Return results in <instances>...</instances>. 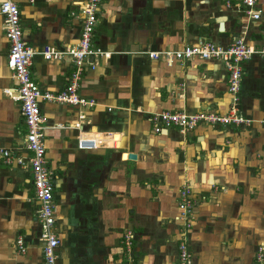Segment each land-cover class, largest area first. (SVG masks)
I'll list each match as a JSON object with an SVG mask.
<instances>
[{
    "label": "crops",
    "instance_id": "0c3cea01",
    "mask_svg": "<svg viewBox=\"0 0 264 264\" xmlns=\"http://www.w3.org/2000/svg\"><path fill=\"white\" fill-rule=\"evenodd\" d=\"M14 1L31 47L62 50L78 42V12L86 0ZM241 1H102L92 44L110 57L88 58L95 66L87 64L77 82V93L95 104L39 102L53 172L56 264H178L183 225L176 217L184 187L196 202L187 234L193 264L256 263L264 248V59L242 63L239 109L254 121L250 125L200 122L184 132H155L150 113L226 115L232 95L220 60L167 64L144 54L200 40L225 47L242 35L264 47V0L257 1L258 20L242 11ZM8 48L0 14V264H44L31 171L16 161L29 151L20 102L5 93L17 87L6 64ZM73 70L68 56L35 55L31 63L34 81L53 94L69 84ZM80 133L99 145L79 149ZM127 230L130 255L122 243ZM20 234L25 253L15 246Z\"/></svg>",
    "mask_w": 264,
    "mask_h": 264
},
{
    "label": "built area",
    "instance_id": "2783aa9c",
    "mask_svg": "<svg viewBox=\"0 0 264 264\" xmlns=\"http://www.w3.org/2000/svg\"><path fill=\"white\" fill-rule=\"evenodd\" d=\"M103 0H86L78 14L82 17L80 38L77 43L67 46L65 49L56 50L45 46L36 49L26 43L20 20V11L14 0H2L0 3V14L4 21L5 36L9 42L6 64L12 76L17 81V87L5 89V93L20 102V113L26 125L24 134V149L29 151L26 159L17 157L20 165L30 168L32 175V186L34 197L38 201L37 217L40 224V237L42 241V256L44 264H56L58 258L57 248L60 239L54 230L55 204L53 198V172L47 164L46 147L44 142V130L46 129V118L40 108V100L57 101L71 105L95 104L92 100H86L77 93V82L81 79L82 71L89 64L94 68V62H88V58L110 57L109 52L95 48L92 44L98 14ZM258 0H242L241 9L249 17L258 20L261 9L257 8ZM74 14V13H72ZM150 58H164L167 64L174 61L185 62L193 58L203 60H220L227 70L228 92L232 95V102L226 115L214 113H186L184 111H167L150 113L148 120L153 123L154 131L160 132L164 128L176 127L181 131H188L197 126L198 123L209 124H234L236 126L254 122L245 118L239 109V91L242 80V63L254 56L264 59V47L250 45L245 37H236L228 46H219L209 40H200L195 44H185L179 49H165L159 52L145 51ZM35 55H41L44 59H62L68 56L74 70L70 76V82L57 94L43 91L34 81L31 71L32 59ZM264 123V120H261ZM81 123L75 124L80 128ZM97 138L83 136L77 137V147L83 150L94 149L99 145ZM5 162H11V153L8 150L2 152ZM177 219L182 223L178 241V264H193L192 254L187 244V234L192 227V211L196 203L190 198V189L184 187L179 193ZM122 243L126 252L130 255L132 250V233L127 230L123 234ZM15 246L20 253H25L27 245L24 236L18 235ZM264 264V248L260 246L256 252V263Z\"/></svg>",
    "mask_w": 264,
    "mask_h": 264
},
{
    "label": "water",
    "instance_id": "95a60500",
    "mask_svg": "<svg viewBox=\"0 0 264 264\" xmlns=\"http://www.w3.org/2000/svg\"><path fill=\"white\" fill-rule=\"evenodd\" d=\"M135 157H136V154H134V153H131V152H130V153L128 154V158H129V159H134Z\"/></svg>",
    "mask_w": 264,
    "mask_h": 264
}]
</instances>
